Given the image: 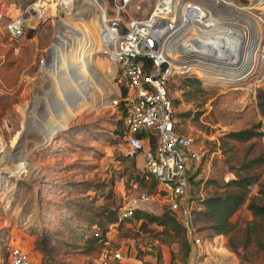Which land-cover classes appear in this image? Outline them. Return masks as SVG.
Here are the masks:
<instances>
[{
	"label": "rangeland",
	"instance_id": "obj_1",
	"mask_svg": "<svg viewBox=\"0 0 264 264\" xmlns=\"http://www.w3.org/2000/svg\"><path fill=\"white\" fill-rule=\"evenodd\" d=\"M29 1L0 0V264H9L11 246L41 260L34 242L42 232L58 246L53 257L60 264H102L115 249L123 250L127 264L132 259V264H140L143 252L159 247L153 243H159L156 238L161 226L129 220L108 227L107 243L92 246L86 241L95 230L90 223L109 211L116 214L139 189L157 192L156 183L143 178L142 154L127 153L120 113L104 103L106 88L114 86L116 66L99 51L97 20L69 13V24L80 33L74 35L68 29L72 35L67 32L68 40L63 43L54 42L57 31L53 33L56 20L52 17L30 28L32 37L27 30L25 36L12 39L6 25ZM233 1L250 7L253 21L240 40L241 59L231 77L223 74L217 78L212 71L188 73L176 75L170 83L177 117L188 126L186 134L202 153L197 171L189 176L193 209L198 208V199L221 193L223 184L237 175H258L259 182H264V162L248 170L242 168L249 160L264 157V117L258 108L264 100V81L260 79L264 70V0ZM149 7L150 0H136L123 16L144 15ZM86 61L97 69L104 85L96 84L92 103L83 102L69 123L46 141L41 123H47L52 114H65V98L77 86L76 72L71 76L70 66L79 67ZM83 72L92 78L84 68ZM50 90H54L52 99ZM256 124H260L255 130L261 134L247 142L227 137L230 131ZM150 210L160 213L164 209L153 204ZM251 218L242 205L231 222L237 230ZM200 226L204 225H196V236L209 238L211 231ZM229 237L215 235L212 248L198 262L264 264V252L250 246L236 253L228 247ZM162 245L164 253L158 250L157 264L198 263L190 255L184 257L181 243Z\"/></svg>",
	"mask_w": 264,
	"mask_h": 264
},
{
	"label": "built area",
	"instance_id": "obj_2",
	"mask_svg": "<svg viewBox=\"0 0 264 264\" xmlns=\"http://www.w3.org/2000/svg\"><path fill=\"white\" fill-rule=\"evenodd\" d=\"M65 1L33 0L20 7L6 25L9 36L19 39L51 17L56 20L54 33L59 21L68 22L67 14L78 1L81 11L77 8V18H96L99 51L116 66L114 86L106 88L104 103L116 109L122 103L127 153L142 154L144 177L153 180L157 188L156 193L139 189L136 196L128 198L117 211L118 221L132 220L136 211L159 213L150 210L151 205L158 204L185 221L198 262L212 248L211 240L196 236L191 224L193 200L189 176L197 171L202 153L191 136L178 131L180 123L170 83L176 75L188 73L200 75L212 71L217 78L223 74L231 77L237 65L219 57L239 51L243 34L252 26L251 8L240 7L233 0H150L146 14L124 18L127 6L136 0H92L95 10L86 0ZM211 43L215 51L220 49L221 55L203 52L192 63L176 62L181 50H203ZM262 51L263 55L264 44ZM260 79L264 81V70ZM8 261L47 264L34 260L16 246L9 248ZM102 264H127V257L122 249H115Z\"/></svg>",
	"mask_w": 264,
	"mask_h": 264
},
{
	"label": "trees",
	"instance_id": "obj_3",
	"mask_svg": "<svg viewBox=\"0 0 264 264\" xmlns=\"http://www.w3.org/2000/svg\"><path fill=\"white\" fill-rule=\"evenodd\" d=\"M33 34L34 30L29 29L28 37H32ZM191 81L199 83V80L196 78H192ZM258 108L261 116L264 117V100L259 102ZM117 111L121 115V134L124 137L126 129L123 124L124 107L122 103L117 108ZM259 127L260 124H256L250 128L230 131L227 137L237 142H247L261 134V132L255 130ZM263 162L264 157L258 156L244 163L242 168L248 170L254 165L262 164ZM143 178L145 177L143 176ZM251 186H253L256 192H252ZM256 186L257 189L255 188ZM222 189L221 193L213 194L204 199H198L199 206L192 210L191 215V224L195 229V233H198L196 225L202 224L204 225L200 226L202 229H209L211 231L209 238H207L208 240H212L215 235H231L228 238V247L236 253H238L239 248L246 250L250 246L255 251L264 252V182H259L258 175H237L234 179L224 183ZM242 205H246L252 218L242 229L236 230L234 224L231 222V217ZM132 220H142L146 223L161 226L162 230L157 234L156 238L159 243L163 244L169 241L181 243L185 250L184 257L187 258L189 255H192L193 248L190 243L191 239L189 241L188 226L176 214L167 210H163L160 213L136 211ZM115 223L122 224V222L118 221L117 212L114 214V212L109 211L103 214L102 218H98V220L90 223V225L95 227V230L87 236L86 241L92 246L103 242L107 243L108 238L106 233L109 231L108 227ZM57 247L51 241L50 236L44 232L34 242V249L42 256L41 261L47 264H60L53 257L54 253L58 251Z\"/></svg>",
	"mask_w": 264,
	"mask_h": 264
},
{
	"label": "bare ground",
	"instance_id": "obj_4",
	"mask_svg": "<svg viewBox=\"0 0 264 264\" xmlns=\"http://www.w3.org/2000/svg\"><path fill=\"white\" fill-rule=\"evenodd\" d=\"M72 1H75V0H67V1H65V3H69ZM87 1L90 2L91 5L94 4L93 1H91V0H87ZM75 4H76V7L74 6V8H73V10L75 9V11L71 10V12H69L70 15L74 14L75 12H78L77 8H79L80 3L78 1ZM79 11H81L80 8H79ZM69 13L67 14L68 16H69ZM61 29L64 30V32H60ZM68 29H72V32L74 35H78L80 33V31H78L77 29L72 27L69 24V22H62V20H61L58 22V24L55 27V30L57 31V37H56L54 42L56 43L59 40H61V42L63 43L65 41H67L68 40V38L66 37L67 32H69L71 34L70 30H68ZM74 29H75V31H74ZM240 31H241L240 34H242L244 30L241 28ZM55 43H54V45H55ZM203 48H204L203 50L198 49V50H193V52H195V53L199 52L201 54L204 52L205 55H209V53H212V54L216 53V55L217 54L221 55L220 49L215 51V49H214L215 46L213 43H211V45L209 47H207V48L203 47ZM53 49H54V46L51 50V56H52ZM187 50H190V49H187ZM229 56L230 57H232V56L237 57L236 60H234V61L232 60V58L229 59L231 64L235 65V64L240 63V59H241L240 51H234L233 53H229ZM52 58H53V56H52ZM262 62L264 64V54L262 55ZM48 66L49 65L45 66V68H47ZM43 67H44V64H43ZM43 67H42V69H43ZM78 68H79V70H78ZM83 68L92 77L91 79H88V77H86V75L83 72ZM69 70H70L71 76L74 75V72H76L75 77L77 79L75 81V85H77V86L74 88V91L68 92V96H66V98H65L66 99L65 101H67L66 102L67 106L65 108L66 109L65 114L64 115H61V114H54L53 115L52 114V116L48 119L47 123L42 121L41 127H42L44 134H45L46 141L51 139L53 137V135L56 134L57 131L61 127H64L66 124L69 123V121L75 115L76 110L83 104V102H91L92 103V97H93V92H94L93 89H94L96 84L98 86L104 85L103 79L97 73V69L93 66V64H90L88 61L84 62V64L82 66H79V67L77 65L75 66L74 64H71ZM53 93H54V90H52V91L50 90L48 96L50 98L51 97L53 98V96H54ZM46 116H49V114H46ZM217 264H220V262Z\"/></svg>",
	"mask_w": 264,
	"mask_h": 264
},
{
	"label": "crops",
	"instance_id": "obj_5",
	"mask_svg": "<svg viewBox=\"0 0 264 264\" xmlns=\"http://www.w3.org/2000/svg\"><path fill=\"white\" fill-rule=\"evenodd\" d=\"M174 108H175V106H174ZM178 118V117H177ZM179 119V118H178ZM179 125H178V131L180 132V133H182V134H186L187 132H188V126H186V127H184L183 126V124H181V120L179 119ZM43 141H44V139H42V140H40V142L39 143H37V145L38 144H42L43 143ZM156 243H157V245H156ZM156 243H153L155 246H159L157 249H155V250H151V249H147L145 252H143L144 254H143V257H142V259L138 262V263H140V264H143V263H145V264H157L156 263V261H157V259H158V257H157V252H158V250L161 252V253H164V248H163V245L162 244H159L158 242H156ZM191 245H192V242H191ZM192 248H193V245H192ZM164 258V257H163ZM133 260V259H132ZM131 260V262H129L128 264H132V261ZM191 260L194 262L195 260H194V248H193V253H192V255H191ZM134 263V262H133Z\"/></svg>",
	"mask_w": 264,
	"mask_h": 264
},
{
	"label": "water",
	"instance_id": "obj_6",
	"mask_svg": "<svg viewBox=\"0 0 264 264\" xmlns=\"http://www.w3.org/2000/svg\"><path fill=\"white\" fill-rule=\"evenodd\" d=\"M198 55L203 56V54H201L199 52L195 53V52H193V50H181L179 57H177V59H176V62L181 63V64H189V63H192ZM219 58L226 60V62H228V63H231L229 61V59L232 58V60L234 61V60H236L237 57L224 56V57H219ZM241 73H244V70Z\"/></svg>",
	"mask_w": 264,
	"mask_h": 264
}]
</instances>
